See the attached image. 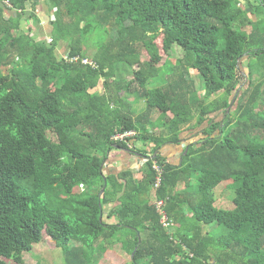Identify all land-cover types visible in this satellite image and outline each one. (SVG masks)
Listing matches in <instances>:
<instances>
[{
  "label": "trees",
  "instance_id": "trees-1",
  "mask_svg": "<svg viewBox=\"0 0 264 264\" xmlns=\"http://www.w3.org/2000/svg\"><path fill=\"white\" fill-rule=\"evenodd\" d=\"M47 1L49 38L18 32L26 10L40 23L35 0H8L14 17L0 7V264L46 237L71 264L115 243L127 264H264V0L252 12L240 0ZM62 41L98 67L65 61ZM174 45L183 56L160 64ZM165 144L183 145L175 163ZM116 149L140 155L139 170L109 172ZM228 180L233 206L219 208ZM53 191L57 206L43 199Z\"/></svg>",
  "mask_w": 264,
  "mask_h": 264
},
{
  "label": "rangeland",
  "instance_id": "rangeland-1",
  "mask_svg": "<svg viewBox=\"0 0 264 264\" xmlns=\"http://www.w3.org/2000/svg\"><path fill=\"white\" fill-rule=\"evenodd\" d=\"M3 1L4 0H0V7L4 8V14H3L4 17L5 18H7L9 16L14 17L15 11L13 9L9 8L7 5H5ZM240 1H241V5L247 7L248 11L252 10V7L249 6V1L254 2V0H240ZM251 12H250V14H248V16L252 17L253 19H256V16L254 14H251ZM48 17H50V18L47 19V22H48L47 28H50L51 25H49V20L52 19V15L50 13H48ZM235 26L237 28L241 27V26H239L238 23H235ZM242 29H245V30L250 29V25L243 26ZM22 30L23 31H27V30L30 31V16H28L27 14L23 16V20L21 22V29L18 32L20 33ZM45 35H48V37H46V38H49V33H47ZM92 49H95V46L91 45L89 50L91 51ZM57 52L61 56H64L65 54H67V52H68L67 43H64L63 41L60 42ZM183 54H184L183 50L179 46L174 45L173 48L168 53V55H166V56L163 55V59H162L160 64H162L166 61H168L169 63L170 62L175 63L176 59L181 58L183 56ZM246 62H247L246 58L243 59V61L241 62L242 72H246V69H245ZM254 62H256V59H254ZM130 73H131V70L127 65L121 64V63L116 65V76H117V78H122V77L124 78L127 75H129ZM161 74H163V73H161ZM161 74H159L155 78H152V80L149 84L151 87L156 86V83L162 82L163 79H164V81H165V79L167 80L166 75L163 77ZM191 75L195 78L197 87L201 88L204 85V81L201 78V76L198 74V72L194 69H191ZM245 80H246L245 77H243L241 81L244 82ZM133 98H134V96H129V102H132L134 104V107L137 110L144 108L143 101H140V100L139 101H133ZM234 108H235V105H233V107H228V110L232 111ZM221 115L222 114L219 113L217 116H215L216 120L221 119ZM225 131H226V129H225ZM50 136L52 139L55 138L51 134H50ZM176 146L178 147V150L181 151L180 150L181 146L180 145H176ZM161 151H162V153H166V157H168V159L170 161L174 162L175 159H173L172 154H171V153L176 152L174 145L169 144V145L165 146V148ZM214 195H215V200H216L215 205L217 207L224 208V209L231 208L233 206L234 183H232L231 181L228 180V181H224V182L218 184L214 189ZM64 197L65 196L63 194H59L58 191H53L49 194V197H46L44 195L43 199L45 201H48L50 199L52 201L53 205L57 206V205L61 204L62 199ZM214 226H215L214 224H208V225H203V228H204V230H213L217 233L224 231L223 225L216 226L215 228H214ZM96 259H97L96 264H127L130 261L131 257L127 252L122 250L119 243H115V244L109 246V248H107L104 252H102V254L97 255ZM5 260L7 261L8 264H17L13 260H9V259H5ZM20 264H71V263L65 259V256H64L61 248L58 247L56 245V243L50 237H46L42 242L35 244L31 251H26L23 253V262Z\"/></svg>",
  "mask_w": 264,
  "mask_h": 264
},
{
  "label": "crops",
  "instance_id": "crops-1",
  "mask_svg": "<svg viewBox=\"0 0 264 264\" xmlns=\"http://www.w3.org/2000/svg\"><path fill=\"white\" fill-rule=\"evenodd\" d=\"M36 1V9L35 12L38 15L39 19H40V23L38 25H35V22L33 21V19H30V26H32V32L31 35H35L37 36V38H43V37H48V35H45L48 33V31H50V28L48 27V22L47 19L50 18L48 17V13H50L52 15V19L53 14H52V10L49 6V3L47 0H35ZM9 8H11L10 6H8ZM12 9V8H11ZM27 9H30L29 6H27ZM15 11V9H13ZM16 13V12H15ZM29 10H26L25 15H28ZM40 31H44L45 34H39ZM58 50V48H57ZM59 52V51H58ZM100 91H103L102 89ZM135 98H133L134 100ZM169 144H165L162 146L161 150H163L165 148V146H167ZM175 146L176 152L175 153H171L172 157L174 160V163L177 161V159L179 158V155L181 151L178 150V147L175 144H172ZM183 145H181L182 147ZM181 150V149H180ZM161 155L162 156H166V153H162L161 151ZM168 158V157H167ZM173 162V161H171ZM141 157L138 154H134V153H130L128 151L125 150H119L116 149L113 152H111V154L108 157V160L106 162V168L108 169V171H117V170H121L124 168H131L134 170H139L140 165H141Z\"/></svg>",
  "mask_w": 264,
  "mask_h": 264
},
{
  "label": "built area",
  "instance_id": "built-area-1",
  "mask_svg": "<svg viewBox=\"0 0 264 264\" xmlns=\"http://www.w3.org/2000/svg\"><path fill=\"white\" fill-rule=\"evenodd\" d=\"M4 4L11 7V4L8 2V0H4ZM62 57H63V59L65 61H68V62L80 61L82 64L88 65V66H90L92 68H97L98 67V63L95 60H92V59H90L87 56L82 57V56H80L78 54L77 55H70V54L67 53V54H65ZM132 134H134V132L129 131V132H126L124 134H118V135H116L114 137L122 139L126 135H132ZM154 167L157 169V173H158L157 177H156V180H155V183H154V186L155 187H159V185L161 183L162 170L157 165H154ZM156 205H157L158 208H160L161 222L163 223L164 226L168 227L171 222L168 220V217H167L166 213L163 210H161L162 201H156Z\"/></svg>",
  "mask_w": 264,
  "mask_h": 264
},
{
  "label": "water",
  "instance_id": "water-1",
  "mask_svg": "<svg viewBox=\"0 0 264 264\" xmlns=\"http://www.w3.org/2000/svg\"><path fill=\"white\" fill-rule=\"evenodd\" d=\"M103 190H104V188L102 189V191H103ZM102 191H101V192H102ZM138 235H139V234H138Z\"/></svg>",
  "mask_w": 264,
  "mask_h": 264
}]
</instances>
